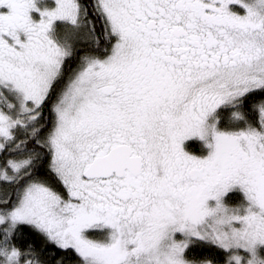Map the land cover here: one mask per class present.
I'll return each mask as SVG.
<instances>
[{
  "label": "snow or ice",
  "instance_id": "snow-or-ice-1",
  "mask_svg": "<svg viewBox=\"0 0 264 264\" xmlns=\"http://www.w3.org/2000/svg\"><path fill=\"white\" fill-rule=\"evenodd\" d=\"M0 264H264V0H0Z\"/></svg>",
  "mask_w": 264,
  "mask_h": 264
}]
</instances>
